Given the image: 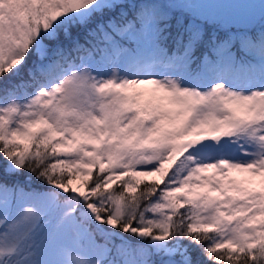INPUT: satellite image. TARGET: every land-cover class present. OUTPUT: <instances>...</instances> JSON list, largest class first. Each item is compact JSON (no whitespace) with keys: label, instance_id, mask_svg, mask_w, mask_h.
Returning <instances> with one entry per match:
<instances>
[{"label":"snow or ice","instance_id":"6c2138e0","mask_svg":"<svg viewBox=\"0 0 264 264\" xmlns=\"http://www.w3.org/2000/svg\"><path fill=\"white\" fill-rule=\"evenodd\" d=\"M0 264H264V0H0Z\"/></svg>","mask_w":264,"mask_h":264},{"label":"trees","instance_id":"16d2710c","mask_svg":"<svg viewBox=\"0 0 264 264\" xmlns=\"http://www.w3.org/2000/svg\"><path fill=\"white\" fill-rule=\"evenodd\" d=\"M22 76H23L24 78H26V74L22 73ZM17 79H19V78H17Z\"/></svg>","mask_w":264,"mask_h":264}]
</instances>
